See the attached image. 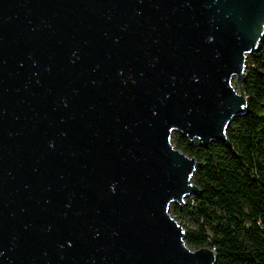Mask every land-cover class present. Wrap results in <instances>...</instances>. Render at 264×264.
<instances>
[{
	"label": "water",
	"instance_id": "95a60500",
	"mask_svg": "<svg viewBox=\"0 0 264 264\" xmlns=\"http://www.w3.org/2000/svg\"><path fill=\"white\" fill-rule=\"evenodd\" d=\"M263 36L264 0H0V264H215L171 136L228 142Z\"/></svg>",
	"mask_w": 264,
	"mask_h": 264
},
{
	"label": "trees",
	"instance_id": "16d2710c",
	"mask_svg": "<svg viewBox=\"0 0 264 264\" xmlns=\"http://www.w3.org/2000/svg\"><path fill=\"white\" fill-rule=\"evenodd\" d=\"M242 89L247 111L228 125L226 144L203 146L175 133V146L199 162L193 181L200 193L170 212L197 222L182 224L185 242L213 249L215 264H264V36L247 57Z\"/></svg>",
	"mask_w": 264,
	"mask_h": 264
},
{
	"label": "rangeland",
	"instance_id": "374dc122",
	"mask_svg": "<svg viewBox=\"0 0 264 264\" xmlns=\"http://www.w3.org/2000/svg\"><path fill=\"white\" fill-rule=\"evenodd\" d=\"M248 56H249V54L247 55V57H248ZM246 63H247V58H246ZM232 84L236 87V89H238V90L241 89V87H240V89H239V86H238V84H237V82H236V77H235V76H234L233 79H232ZM175 133H176V131H174V132L172 133V136H171V140H172L173 145H175ZM188 197H190V196H188ZM188 197H186L185 200H186ZM177 220H178V219H177ZM178 221H180L184 226H192V227H196V226H197V222H196L194 219L190 218L189 216H185L184 218L179 219ZM204 225L207 227L208 231L211 230V226H212L211 223H209V222H204ZM188 246H189L191 249H196V246H193V245H188Z\"/></svg>",
	"mask_w": 264,
	"mask_h": 264
}]
</instances>
